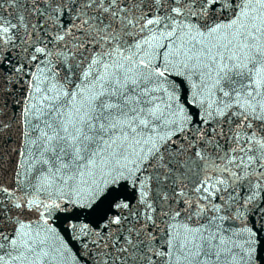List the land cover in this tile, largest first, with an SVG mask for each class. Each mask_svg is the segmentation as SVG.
<instances>
[{
    "label": "snow or ice",
    "instance_id": "1",
    "mask_svg": "<svg viewBox=\"0 0 264 264\" xmlns=\"http://www.w3.org/2000/svg\"><path fill=\"white\" fill-rule=\"evenodd\" d=\"M0 264H264V0H0Z\"/></svg>",
    "mask_w": 264,
    "mask_h": 264
},
{
    "label": "water",
    "instance_id": "2",
    "mask_svg": "<svg viewBox=\"0 0 264 264\" xmlns=\"http://www.w3.org/2000/svg\"><path fill=\"white\" fill-rule=\"evenodd\" d=\"M9 147L14 148L15 144L10 145ZM13 159L14 156L12 155V153L10 151L6 152L4 156L5 166L7 167Z\"/></svg>",
    "mask_w": 264,
    "mask_h": 264
}]
</instances>
